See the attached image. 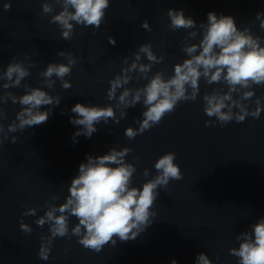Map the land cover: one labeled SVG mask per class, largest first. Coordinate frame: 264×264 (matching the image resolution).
Listing matches in <instances>:
<instances>
[{"label":"water","instance_id":"water-1","mask_svg":"<svg viewBox=\"0 0 264 264\" xmlns=\"http://www.w3.org/2000/svg\"><path fill=\"white\" fill-rule=\"evenodd\" d=\"M6 2L11 3L7 11L3 8ZM42 2L0 0V71L14 60L24 62L30 71L21 87L0 88V93L21 96L27 84L61 97L46 123L8 133L0 146V264H170L173 259L177 264H195L199 253L207 254L213 264H238V258L229 253L239 247L236 236L264 217V111L259 119L249 116L241 123L220 124L203 111V94L213 89L227 91V87L222 82L208 85L201 79L196 101L179 102L174 112L134 139L127 138L124 131L139 127L136 120L142 119V103L127 109L119 124L111 119L107 124L101 121L91 138L80 136L73 142L79 126L69 122L75 115L70 109L77 103L115 108L116 101L106 98L109 81L121 72L125 57L131 62L140 44L150 43L154 53L164 57L162 63L153 65L149 76L157 71H163L165 78L173 74V66L188 58L181 48L192 29H170L168 9L183 10L196 21L197 29L210 11L230 15L238 28L250 27L254 35L264 38V30L255 20L256 13L264 11V0H110L99 29L74 25L73 37L67 41L61 38L59 26L49 23L60 6L54 4L53 13L45 15ZM145 20L151 31L141 27ZM109 36L115 39L114 46ZM199 39L198 33L191 42ZM60 50L72 52L77 59L71 75L65 77L72 87L63 89L54 76L55 87L48 89L39 73L49 63L67 62L57 55ZM33 61L35 67L30 66ZM141 62L148 63L146 57ZM146 83L134 79L128 87ZM253 90L255 96L247 102L250 110L257 97H264V86L254 85ZM0 107L7 114L0 121L7 131L21 106L9 100ZM116 115L119 118V109ZM207 120L213 123L206 127ZM12 136L17 137L15 144ZM113 147L132 149L125 157L137 169L132 186L142 187L154 178V163L167 152L177 154L175 163L183 178L159 189L152 209L154 222L135 240L117 238L115 246L109 243L99 253L86 249L71 236V228L78 223L73 216L69 236L54 238L49 259H40L41 235L50 232L48 224L41 227L35 221L44 214L45 203L53 195L60 196L53 203L65 202L86 154L103 155ZM144 169L149 176L143 175ZM28 208H36V215L24 216ZM21 220L33 229L30 234L20 229Z\"/></svg>","mask_w":264,"mask_h":264},{"label":"clouds","instance_id":"clouds-1","mask_svg":"<svg viewBox=\"0 0 264 264\" xmlns=\"http://www.w3.org/2000/svg\"><path fill=\"white\" fill-rule=\"evenodd\" d=\"M54 4L59 5L61 10L51 15ZM109 7L110 0L42 2L43 14L51 15L49 23L59 26L61 38L66 41L72 39L74 25L99 29ZM3 8L5 11L10 10L11 3H4ZM167 16L170 29H192L188 31L181 48L188 58L182 63H176L173 74L168 78H165L163 71L149 76L153 65L162 63L164 57L157 56L150 43L140 44L131 62L125 57V66L121 72L109 81L106 98L116 101L115 108L110 104L99 106L77 103L70 109L75 115L70 117L69 122L79 126L72 136L73 142H77L76 138L80 136L91 138L98 131L97 125L101 121L107 124L111 119L119 124L120 119L126 117L127 109L142 103L145 110L142 119L136 120L139 127L129 126L124 131L127 138L134 139L174 112L179 102L196 101L201 79L208 85L222 82L227 87V91L213 89L203 94V111L208 117H215L222 125L233 120L241 123L249 116L259 119L264 111V97H257L255 108L251 110L247 102L255 96L254 85L264 86V38L254 35L250 27L242 30L238 28L235 18L230 15H217L210 11L207 21L201 22L199 29L196 21L185 16L183 10L170 8ZM255 20L259 21L260 29L264 30V11H258ZM141 27L151 31L147 20L141 23ZM198 33L199 42L192 43ZM108 40L113 46L116 44L111 36ZM57 55L67 62L49 63L39 75L48 89L55 87V76L61 81V87L67 90L72 84L65 77L71 75L77 59L72 52L64 50L58 51ZM144 57L148 63L141 62ZM30 66L35 67V62H30ZM29 75V66L14 60L5 70L0 71V81H4L0 88L6 90L21 87L22 81ZM134 79H143L147 83L141 87H128ZM23 88L24 94L21 96L11 91L0 93V105L11 100L13 104L21 106L7 131L3 123H0V146L9 138L8 133L46 123L53 114V107L61 102L59 95H50L41 87L24 84ZM45 106H48L47 110H42ZM116 109H119V118ZM6 118L5 110L0 107V121ZM212 123L207 120L205 126ZM16 140V136L11 137V143L15 144ZM131 151L129 147L119 150L113 147L103 155L86 154V162L80 163L78 174L71 180L65 202L59 205L53 203L60 199L59 195H53L44 205V214L35 221L41 227L48 224L50 232L48 236L41 235L40 259H49L54 238L69 236V219L73 216L78 223L71 228V236L77 237L84 248L97 253L109 243L115 246L117 238L121 242L135 240L154 222L156 213L152 209L159 196V189H167L171 180L183 178L180 166L175 163L177 154L167 152L161 155L154 163L157 175L144 182L142 187H135L132 186V177L137 169L125 160ZM143 175L149 176V170L144 169ZM36 213V208H28L23 215L35 216ZM19 227L26 234L33 231L23 220ZM236 240L239 241V247L231 248L229 253L238 258V264H264V217L252 224L249 230L237 235ZM170 264H177V261L173 259ZM195 264H213V261L207 254L199 253Z\"/></svg>","mask_w":264,"mask_h":264}]
</instances>
